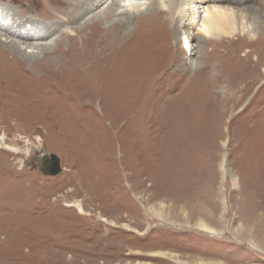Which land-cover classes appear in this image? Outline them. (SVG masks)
Masks as SVG:
<instances>
[{"label": "rangeland", "instance_id": "obj_1", "mask_svg": "<svg viewBox=\"0 0 264 264\" xmlns=\"http://www.w3.org/2000/svg\"><path fill=\"white\" fill-rule=\"evenodd\" d=\"M38 1L0 2L44 23ZM215 33L225 42L204 45L207 74L169 77L147 57L116 64L103 88H61L42 105L15 99L5 109L0 96V264H264L254 90L227 86L249 81L239 74L253 47L248 35L231 46ZM222 67L229 74L215 78ZM42 152L57 153L63 171L47 173ZM74 201L89 214L64 206Z\"/></svg>", "mask_w": 264, "mask_h": 264}, {"label": "bare ground", "instance_id": "obj_2", "mask_svg": "<svg viewBox=\"0 0 264 264\" xmlns=\"http://www.w3.org/2000/svg\"><path fill=\"white\" fill-rule=\"evenodd\" d=\"M41 1L47 10L44 23L34 16L23 17L24 13L19 15L11 6L0 2V96L5 99L1 100L3 108H14L15 99L28 105H42L46 93L50 96L62 91L61 88L82 92H86V88L94 90L92 85L97 87L95 89L103 88L105 78L114 73L116 64L123 66L128 61L147 57L152 58L153 63L168 65L163 73L169 77L207 74L212 56L206 55L204 45L212 43L214 38L221 44L225 42L215 33L219 29L232 44L237 34L251 38L253 49L248 51L254 53V58L249 70L239 74L249 81L244 83L236 79L227 86L234 87V93L242 91L246 94L247 90H254L253 133L254 137L264 140V71L261 69L264 0H256L258 3L253 4L250 3L255 2L253 0ZM120 15L123 18L120 19ZM259 29L263 31L258 32ZM182 34L186 35L185 44H182ZM197 46L203 48V54L193 63L190 59L197 54ZM237 56L238 48L228 55L230 65H235ZM227 69L222 67L215 78L227 76ZM64 206L77 207L81 213L89 214L78 201ZM199 226L204 231L216 232L204 220ZM50 240L56 239L52 236Z\"/></svg>", "mask_w": 264, "mask_h": 264}, {"label": "water", "instance_id": "obj_3", "mask_svg": "<svg viewBox=\"0 0 264 264\" xmlns=\"http://www.w3.org/2000/svg\"><path fill=\"white\" fill-rule=\"evenodd\" d=\"M47 163V173L51 175H57L63 171L61 166V159L55 152L42 153Z\"/></svg>", "mask_w": 264, "mask_h": 264}, {"label": "flooded vegetation", "instance_id": "obj_4", "mask_svg": "<svg viewBox=\"0 0 264 264\" xmlns=\"http://www.w3.org/2000/svg\"><path fill=\"white\" fill-rule=\"evenodd\" d=\"M46 161V160H45ZM46 165H47V163H46Z\"/></svg>", "mask_w": 264, "mask_h": 264}]
</instances>
